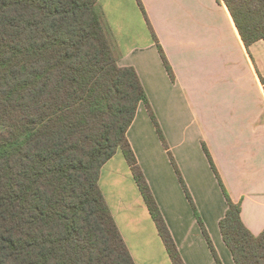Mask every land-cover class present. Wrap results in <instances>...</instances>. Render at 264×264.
Masks as SVG:
<instances>
[{
  "label": "trees",
  "instance_id": "16d2710c",
  "mask_svg": "<svg viewBox=\"0 0 264 264\" xmlns=\"http://www.w3.org/2000/svg\"><path fill=\"white\" fill-rule=\"evenodd\" d=\"M222 1L246 48L264 40V0ZM110 38L98 0H0V264H135L98 184L118 151L172 264H184L126 137L140 102L167 145ZM203 148L227 202L224 244L235 264H264V230L254 235L243 224Z\"/></svg>",
  "mask_w": 264,
  "mask_h": 264
},
{
  "label": "crops",
  "instance_id": "0c3cea01",
  "mask_svg": "<svg viewBox=\"0 0 264 264\" xmlns=\"http://www.w3.org/2000/svg\"><path fill=\"white\" fill-rule=\"evenodd\" d=\"M98 0L117 64L133 67L161 129L138 104L126 137L184 264H235L216 172L254 235L264 230V40L246 48L222 0ZM153 34L171 68L168 74ZM170 155V156H169ZM170 157V158H169ZM172 158V160H171ZM99 188L135 264H172L120 151Z\"/></svg>",
  "mask_w": 264,
  "mask_h": 264
},
{
  "label": "rangeland",
  "instance_id": "374dc122",
  "mask_svg": "<svg viewBox=\"0 0 264 264\" xmlns=\"http://www.w3.org/2000/svg\"><path fill=\"white\" fill-rule=\"evenodd\" d=\"M98 6H99V9H100V11L102 12V7L100 6V4L98 3ZM102 16H103V13H102ZM103 21H104V16H103ZM104 24H105V26H106V23H105V21H104ZM109 31V30H108ZM109 34H110V32H109ZM110 39H111V42H112V44H113V40H112V36H111V34H110ZM114 46V45H113ZM118 56H119V54L118 53H116ZM164 140H165V138H164ZM170 156V155H169ZM170 158V157H169ZM172 163V162H171ZM172 166H174L173 164H172Z\"/></svg>",
  "mask_w": 264,
  "mask_h": 264
}]
</instances>
